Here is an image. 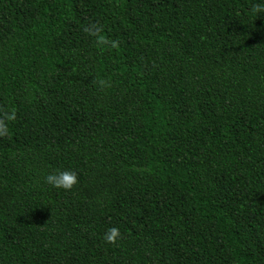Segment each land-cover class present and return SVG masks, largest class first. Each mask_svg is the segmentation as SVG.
Wrapping results in <instances>:
<instances>
[{
	"label": "trees",
	"instance_id": "trees-1",
	"mask_svg": "<svg viewBox=\"0 0 264 264\" xmlns=\"http://www.w3.org/2000/svg\"><path fill=\"white\" fill-rule=\"evenodd\" d=\"M256 4L0 0V264H264Z\"/></svg>",
	"mask_w": 264,
	"mask_h": 264
},
{
	"label": "clouds",
	"instance_id": "clouds-1",
	"mask_svg": "<svg viewBox=\"0 0 264 264\" xmlns=\"http://www.w3.org/2000/svg\"><path fill=\"white\" fill-rule=\"evenodd\" d=\"M252 11L254 13H264V4H256L253 6ZM88 31V29H85ZM115 46V44H114ZM101 86H105L106 82L101 80ZM110 86V85H107ZM7 120H14L15 113H12L10 116H6ZM8 135V126L5 119H0V137H4ZM45 182L57 189H63L64 191H71L75 186L78 185L79 179L78 174L75 171L64 170L58 173L49 174L46 177ZM121 238V233L119 228L112 227L109 228L108 231L104 234V241L108 244L115 245L117 241Z\"/></svg>",
	"mask_w": 264,
	"mask_h": 264
}]
</instances>
